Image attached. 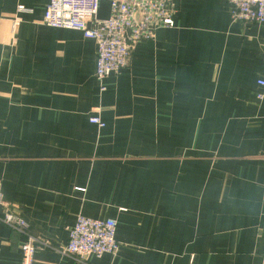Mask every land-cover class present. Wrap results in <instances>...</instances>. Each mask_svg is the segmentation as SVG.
<instances>
[{"label":"crops","instance_id":"1","mask_svg":"<svg viewBox=\"0 0 264 264\" xmlns=\"http://www.w3.org/2000/svg\"><path fill=\"white\" fill-rule=\"evenodd\" d=\"M48 3L0 0V187L48 244L34 264H81L58 251L79 215L117 221L87 264H264V22L174 0L102 91L96 42L43 24ZM22 242L0 221V264Z\"/></svg>","mask_w":264,"mask_h":264},{"label":"built area","instance_id":"2","mask_svg":"<svg viewBox=\"0 0 264 264\" xmlns=\"http://www.w3.org/2000/svg\"><path fill=\"white\" fill-rule=\"evenodd\" d=\"M104 0H49L43 24L53 28L81 31L85 38L97 44L96 78L101 90H106L104 80L112 73L129 66L137 44L152 39L161 28L175 25L174 0H105L110 4V14L99 16ZM231 17L235 22H264V0H228ZM23 9V7H21ZM257 99L264 100V78ZM90 121L101 127L104 123L97 116ZM0 204L5 211L0 221L18 231L23 237L21 264H34L35 253L42 244L48 246L29 230V225L8 208L0 187ZM117 221L113 218L77 216L70 229L68 242L58 249L63 256L87 264L91 256L116 254L120 243L116 239Z\"/></svg>","mask_w":264,"mask_h":264},{"label":"rangeland","instance_id":"3","mask_svg":"<svg viewBox=\"0 0 264 264\" xmlns=\"http://www.w3.org/2000/svg\"><path fill=\"white\" fill-rule=\"evenodd\" d=\"M264 259V258H263Z\"/></svg>","mask_w":264,"mask_h":264}]
</instances>
